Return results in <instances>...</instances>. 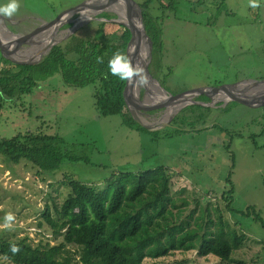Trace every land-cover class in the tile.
I'll return each mask as SVG.
<instances>
[{"label": "rangeland", "instance_id": "rangeland-1", "mask_svg": "<svg viewBox=\"0 0 264 264\" xmlns=\"http://www.w3.org/2000/svg\"><path fill=\"white\" fill-rule=\"evenodd\" d=\"M8 2L0 0V6ZM169 2L163 1L165 7ZM19 3L12 18L0 16V55L19 64H37L53 46L87 39L99 30L119 35L130 13L139 22L138 8H129L124 0ZM81 4L80 10L62 15ZM260 5L253 9L248 0H177L171 9L150 7L151 16L161 18L159 36L154 47L146 37L138 40L139 64L150 83L132 85L127 105L156 134L130 130L120 116H103L94 106L92 87L70 88L58 74L18 102L22 113L7 106L0 113V139L39 128L63 138L80 162L65 163L48 177L30 164L14 166L0 157V226L6 214L16 217L12 229L0 227V234L12 240L28 237L32 245L51 241L36 224L50 204L46 195L58 205L65 200L66 177L102 190L113 174L166 167L182 220L206 208L216 220L217 209L230 230L245 236L230 264H264V227L253 216L230 213L225 200L232 190V209L245 213L253 208L264 223V0ZM104 13L114 17L102 19ZM0 264L9 263L0 257ZM156 264L227 263L188 252Z\"/></svg>", "mask_w": 264, "mask_h": 264}, {"label": "trees", "instance_id": "trees-1", "mask_svg": "<svg viewBox=\"0 0 264 264\" xmlns=\"http://www.w3.org/2000/svg\"><path fill=\"white\" fill-rule=\"evenodd\" d=\"M163 1L144 0L138 4L153 47L161 18L151 16L150 7L157 4L161 11L171 9L177 0H170L166 7ZM111 17L105 13L101 16ZM119 28V35L99 30L87 39L53 46L37 64H18L0 55V113L7 108L22 113L24 108L18 102L31 97L42 83L58 74L70 88L92 87L94 106L103 116H120L128 129L156 134L133 120L123 99L126 80L112 75L108 67L114 53L126 55L130 32ZM0 157L14 166L30 164L37 174L48 177L65 163L80 162L63 138L39 128L0 139ZM62 184L68 189L65 200L58 205L46 195L50 204H45L36 224L51 236V241L40 240L32 245L28 237L15 236L12 240L2 233V259L9 264H156L175 253L195 252L200 258L212 256L230 264L232 254L245 242V236L230 230L217 209L216 220L211 219L208 208L195 218L191 214L182 220V208L170 195L166 167L113 174L102 190L68 177ZM232 192L225 198L229 212L243 218L253 216L264 227L253 208L245 213L232 209ZM181 204L185 206L186 202ZM12 244L21 249L19 254H12ZM262 244L264 249V239Z\"/></svg>", "mask_w": 264, "mask_h": 264}, {"label": "clouds", "instance_id": "clouds-1", "mask_svg": "<svg viewBox=\"0 0 264 264\" xmlns=\"http://www.w3.org/2000/svg\"><path fill=\"white\" fill-rule=\"evenodd\" d=\"M248 2L249 7L253 9L261 6L260 0H248ZM20 7L19 0H9L6 5L0 6V16L10 19L18 13ZM98 62H102V60L98 58ZM108 67L112 75L128 81L134 87H146L150 83L145 69L139 63L133 65L131 58L121 52L113 54V57L108 62ZM15 220L16 217L12 213H8L4 218V224L0 227L11 230ZM10 251L13 255H17L21 249L17 245L12 244L10 245Z\"/></svg>", "mask_w": 264, "mask_h": 264}, {"label": "water", "instance_id": "water-1", "mask_svg": "<svg viewBox=\"0 0 264 264\" xmlns=\"http://www.w3.org/2000/svg\"><path fill=\"white\" fill-rule=\"evenodd\" d=\"M125 2H127V5L129 8H131L132 5L136 6L138 8V11H139V26H140V35L143 36V37H146L148 39V37L146 36V33H145V29H144V25H143V19H142V13H141V10L139 8V6L133 1V0H124ZM81 7H84L82 4L69 10V11H66L64 12L62 15L64 14H68V13H73L75 11H78L81 9ZM130 13V11H129ZM60 19L57 18L55 20H53L52 22L46 24L44 27H50L51 25H54L55 23H57V21ZM126 29H128V31L130 32V40L127 44V48H126V55L129 56L132 60V63L133 65L139 63V60H140V43L138 44L137 43V36H138V31L136 30L135 26H134V21H133V17L130 13V19H129V24L128 25H124ZM43 28H40L38 29L37 31L35 32H32L31 34L29 35H25L23 36L22 39H27V38H30L31 36H34L36 35L40 30H42ZM141 38V37H140ZM149 40V39H148ZM151 43V42H150ZM2 49H3V46L0 44V52L2 53ZM9 60V59H8ZM12 61V60H10ZM14 62V61H12ZM16 63V62H15ZM19 64V63H18ZM150 75V74H149ZM151 77V76H150ZM132 84H130L128 81H126L125 83V87H124V91H123V99H124V103H125V106H126V109L129 111L130 115L132 116L133 120L138 124L140 125L141 127H143L144 129L146 130H150L153 128V126H150V128L144 126L141 122H139L136 118H134L133 116V113L130 112V110L128 109V105H127V92L129 91V89L131 88ZM196 91H192V92H188V93H184L182 95H179V96H176V97H171L170 98V101H175V100H178V99H181L183 97H186V96H189V95H192V93H194ZM157 107H154L152 109H149L148 111L146 112H149V111H154ZM152 127V128H151Z\"/></svg>", "mask_w": 264, "mask_h": 264}, {"label": "bare ground", "instance_id": "bare-ground-1", "mask_svg": "<svg viewBox=\"0 0 264 264\" xmlns=\"http://www.w3.org/2000/svg\"><path fill=\"white\" fill-rule=\"evenodd\" d=\"M130 19V18H129ZM129 19H128V21H129ZM134 26H135V28H136V30L138 31V36H137V43H138V40L140 39V26H139V22H137L136 23V21H135V18H134ZM128 25V24H127Z\"/></svg>", "mask_w": 264, "mask_h": 264}, {"label": "flooded vegetation", "instance_id": "flooded-vegetation-1", "mask_svg": "<svg viewBox=\"0 0 264 264\" xmlns=\"http://www.w3.org/2000/svg\"><path fill=\"white\" fill-rule=\"evenodd\" d=\"M144 113V112H143ZM143 113H140V114H143Z\"/></svg>", "mask_w": 264, "mask_h": 264}]
</instances>
